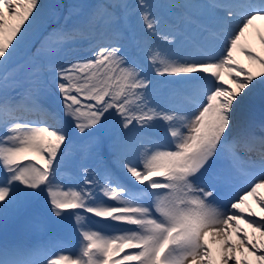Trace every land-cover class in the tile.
Returning a JSON list of instances; mask_svg holds the SVG:
<instances>
[{"label": "snow or ice", "instance_id": "obj_1", "mask_svg": "<svg viewBox=\"0 0 264 264\" xmlns=\"http://www.w3.org/2000/svg\"><path fill=\"white\" fill-rule=\"evenodd\" d=\"M41 7L39 0H0V65L16 53L32 27L25 22L30 17L35 21ZM181 7L188 10L189 27L201 37L191 51L180 50L174 33L161 32L147 0H136L145 32L164 43L137 42L130 54L117 27L129 6H98L90 16L98 30L91 54L48 66L63 110L62 116L48 113L52 124L18 115L29 110V102L37 106L31 93L19 100L0 94V216L46 191L51 214L63 220L71 210L79 235L78 251L55 258L44 249L0 245V264H248L241 259L244 249L264 264V253L256 254L264 242L258 245L247 234L240 236L242 229L232 223L243 219L264 237V216L254 219L251 209L242 215L241 208L251 196L264 212V196L258 192L264 188V136L249 133L243 140L249 151L259 141V159L251 163L255 171L248 174L245 187L227 203L221 199L219 176L208 175L227 152L234 154L237 142L230 137L236 110L257 86L251 71L236 66L233 53L245 30L264 20V0ZM207 9L213 10L212 30L202 22ZM74 39L63 34L58 50ZM259 39L264 45V35ZM240 50L264 69V57L243 46ZM225 71L235 89L220 86ZM233 72L243 79L233 78ZM259 83L264 85V79ZM6 84L5 77L0 90ZM159 85L192 86L196 95L189 104L172 105L157 99ZM65 117L90 140L104 134L95 144L102 167H83L76 184L59 175L58 157L68 140ZM161 128L162 139H154ZM30 157L35 163H25ZM229 228L237 233L239 245ZM212 245H217L215 250ZM126 249L137 251L121 255Z\"/></svg>", "mask_w": 264, "mask_h": 264}, {"label": "rangeland", "instance_id": "obj_2", "mask_svg": "<svg viewBox=\"0 0 264 264\" xmlns=\"http://www.w3.org/2000/svg\"><path fill=\"white\" fill-rule=\"evenodd\" d=\"M152 1L155 3V6L160 9H163V6L168 2V0ZM152 1L147 0V3L151 5V11L154 14ZM203 1L204 0H175L176 4L174 5V8L178 15L187 17L185 11H180L181 5L187 3L203 4ZM39 3L42 5L39 9L40 16L35 21H32L31 17L29 18V21H26V25L28 26V24L31 23L32 27L25 35L23 42L18 46L16 53L4 63L9 65L8 71L0 69V84H3L5 77L7 78V84L4 85L1 94L6 93L9 97L19 99L23 94L31 93L39 101L40 108L44 109L38 111V116L41 117H37L36 121L48 119L51 121L49 124H52L54 123V120L47 114V111L55 110L62 116L63 110L59 94L51 83V75L48 72V66L49 64L57 62L63 63L73 59L85 58L79 56L81 53H86L82 48L86 46L92 38H96L95 35H97L98 31L92 24H85V18H90L92 12L98 6L126 3L129 8L124 19L117 26L119 32L123 34L129 29H134L139 26L143 30L144 28L134 8L136 0H39ZM113 10L117 15H121L120 8H114ZM80 25H87L88 27L84 30ZM53 28L57 29L62 35L65 33L75 35V39L66 43L61 50H58L57 48L48 49L46 45H50L51 47L57 46V39L48 35V32ZM188 29L190 32L195 33V31L189 27V24ZM60 33H57L55 37H61L62 35ZM141 33L147 35L145 31ZM145 40L146 44H163L162 41L158 39L154 40L149 36H146ZM178 40L180 43L183 41L181 40V35H179ZM13 43L15 45L16 42L14 41ZM135 43H137V41H133L132 47L130 48L135 49ZM192 48L193 47H191L190 44H185L180 50L191 51ZM124 50L127 51L129 49ZM25 78H29L31 81L28 82L27 79L24 81ZM155 79L163 80L165 78L155 77ZM25 82H27L28 85L25 84ZM30 83L33 85L32 88L29 87V85L31 86ZM179 86H183L185 91L189 94L196 95L194 87L184 85ZM157 89H160L155 93L157 99L163 100L169 104H173V101L177 102L178 105L187 104L182 92L173 88L171 85H159ZM159 91L160 94L157 95ZM18 115H20V113H18ZM64 120V130L68 134V140L61 146L62 155H59L58 157V167L62 170L59 172V175L66 182L76 184L78 179H80L79 173L83 167H89V165H91L89 167L91 169H93L94 166H97V169L102 167V160L97 155L95 144L97 141L104 138V134H100L95 139L90 140L88 137L82 136L77 130H75L67 117H65ZM161 130H163V128H161ZM159 136L163 137V133L156 135L155 132L153 134L154 139H157V137L162 139V137ZM112 167L115 168V165H112ZM116 171H119V169ZM46 202L49 205L48 207H51L48 197ZM8 225L9 221H0V237L5 234ZM231 230L232 229L229 228L230 232ZM244 250L248 251L247 249ZM129 251L135 252L137 250L132 249ZM125 253L128 252L125 251ZM241 259L243 258L241 257ZM230 264H232V262H230Z\"/></svg>", "mask_w": 264, "mask_h": 264}, {"label": "bare ground", "instance_id": "obj_3", "mask_svg": "<svg viewBox=\"0 0 264 264\" xmlns=\"http://www.w3.org/2000/svg\"><path fill=\"white\" fill-rule=\"evenodd\" d=\"M225 2H228V0H223ZM235 2V1H233ZM163 9H168L167 7L163 6ZM212 9H207L205 11V14L202 17L208 18V21H204L206 25H210L212 28L213 23L211 20V14ZM90 25V18H85V24ZM82 28L87 29V25H80ZM25 27H27L25 22ZM92 29V28H90ZM136 29L142 30L141 27H137ZM83 31V30H81ZM255 31V32H254ZM252 30V28H249L248 30H245L244 35L241 37V40L238 44L237 49L235 50V56L234 59L237 62L236 66H239L247 71H251L253 75L256 77L254 79L253 83L257 84V86L249 92V89H245V92H249V95L244 97L239 110L237 111L234 121L239 122V126H235L234 131L236 133L234 136L241 137V140H244L247 135L249 134V131H253L254 134L257 132H263L264 131V85L260 84L259 81L261 79H264V77H259V73L261 71H264L260 67L258 63H255L254 61H250L244 52L240 50V47L243 46L245 50H250L255 55L264 57V45L260 43L259 37L261 35H264V20H260L255 25V30ZM23 32V30H22ZM255 34V36H254ZM95 35V34H94ZM93 35V36H94ZM110 35V33H109ZM127 37L129 34H125ZM97 37V35H95ZM93 42H91L86 49L89 51L88 54H90V49L92 47ZM224 82L221 86H224L228 89H235L236 85L233 82V79L229 78V74L225 71L222 73ZM232 77L235 79H243V76L236 77L235 72L232 73ZM251 88V86H250ZM243 95V94H242ZM259 117L257 112H260ZM257 117V118H256ZM253 122L252 125H248V123ZM234 123V122H233ZM157 130L156 135L162 134L163 130ZM252 133V134H253ZM231 136V137H232ZM162 137V136H159ZM257 137V136H256ZM262 137V136H260ZM158 139V137H157ZM247 151V150H246ZM252 152H259L260 151V143L257 140L255 142V145ZM248 152V151H247ZM251 152V153H252ZM34 163L31 160V157L29 160L25 161V163ZM219 166L222 170V173H224V179H231V174H235L230 161L229 157H225V159L221 162H219ZM217 178V177H216ZM242 188L245 187L244 183L239 184ZM233 187V185H230ZM220 190L223 189L218 185ZM260 196H264V188L258 190ZM238 194V191L235 192V194L231 197H235ZM229 196L226 195L225 199L222 200L224 203H227ZM241 208L244 209V212L242 215L247 216V213L249 209H251L252 212L256 213V217L254 219H258L260 216H264V212L261 211L260 206L256 203V201L251 197L248 196L245 200V204L241 205ZM16 215L15 219H13L12 223L9 225L7 229L6 236L3 240L0 241V245L6 244L4 241L7 239H12L18 243L19 246L25 247L28 249H44L50 253L53 254V258H55L56 254H67V252H70L68 250V246L71 244H75V241H69L67 240V234H71L73 237L78 236V233L75 230V227L73 226L74 222L71 219L69 212H65L64 216L65 219L60 220V218H57L51 214V211H48L47 209L43 208L42 203L38 199L36 200H28L22 205L15 206ZM10 211V210H9ZM8 211V213H9ZM7 213V215H8ZM19 224L20 233L18 234L20 237L14 238L17 233L14 230L15 224ZM233 224H238L239 228L242 229V232L239 234L240 236H243L244 234H247V237L250 241L255 242L258 245H262V242H264V237L261 236L260 232L256 231L254 228L249 227L247 223L244 222L243 219L239 221H233ZM232 232L231 239L233 243H236L239 245V241L237 239V233ZM215 247L213 248L215 250ZM244 251V255L242 258L244 260L248 261V264H261L260 261L257 260L255 255H252L249 251ZM264 251V246H261L256 250V254L260 255ZM264 253V252H263Z\"/></svg>", "mask_w": 264, "mask_h": 264}]
</instances>
